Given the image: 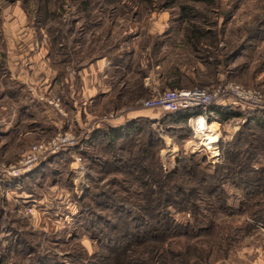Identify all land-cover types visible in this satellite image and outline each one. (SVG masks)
<instances>
[{
  "label": "rangeland",
  "instance_id": "1",
  "mask_svg": "<svg viewBox=\"0 0 264 264\" xmlns=\"http://www.w3.org/2000/svg\"><path fill=\"white\" fill-rule=\"evenodd\" d=\"M81 1L0 0V264H13L15 247L27 252L16 257L27 264H69L74 250L89 256L104 253L91 235L111 229L106 223L90 226L94 218L88 215L93 206L88 198L95 186L120 192L108 181L119 176L98 166L99 160L106 164L111 155L90 140L97 129L132 121L141 130L119 141L116 152L150 133L153 147L147 161L159 162L165 174L175 172L183 158L210 168L226 163L228 145L237 137L259 146L251 160L255 174L221 175L225 184L220 187L233 216L216 221L225 222L233 234L231 247L216 264H264V220L250 217L253 196L245 182L252 176L264 179L260 147L264 132L253 127L250 115L264 112V0H215L213 7L203 0L182 2L196 9L197 19L183 17L171 0H89L87 10ZM82 10L91 16L88 23L79 13ZM191 23L202 30L201 45L188 38ZM58 42L68 44L65 52ZM74 46L81 57L85 55V63L68 62ZM87 46L90 50L85 53ZM115 49L122 50L123 64V58L116 60L122 64L119 78L124 85L113 87L122 93L94 103L98 106L91 108L90 121L82 87L96 84L82 78L87 55L91 51L97 57ZM173 83L179 87L172 88ZM26 84L31 91L25 90ZM191 88L215 95L208 107L237 112L229 120L205 118L201 124L196 117L186 124L170 121L162 109L144 107L145 101L167 90ZM213 123L218 130L216 124L211 127ZM21 132L29 133L21 138ZM65 135L75 137L76 143L47 152L20 176L8 174L7 168L19 166L33 145ZM258 185L263 195L264 180ZM97 200L109 202L104 197ZM97 212L108 221L115 211ZM172 216L181 224L192 219L190 212L172 210ZM25 230L31 232L27 238H32L33 249L15 242ZM33 252L45 256L29 258Z\"/></svg>",
  "mask_w": 264,
  "mask_h": 264
},
{
  "label": "trees",
  "instance_id": "2",
  "mask_svg": "<svg viewBox=\"0 0 264 264\" xmlns=\"http://www.w3.org/2000/svg\"><path fill=\"white\" fill-rule=\"evenodd\" d=\"M187 1L190 0H171V5L179 7L183 17L197 19L196 9L189 4H182ZM214 1L203 0L211 7H213ZM81 3L82 8L87 10L89 0H82ZM79 13L88 23L91 16L83 10ZM95 17L92 18L94 20L91 22L92 25L96 23ZM100 19L102 20V17ZM201 32L202 30L194 23L188 26V38L192 44L201 45ZM61 35L60 42L65 37V33ZM58 47L62 48L60 51L65 52L68 44L59 43ZM70 50L72 52L70 56L72 55L73 58L69 56L68 62L79 59L85 62L86 57L85 55L81 57L78 54V48L74 46ZM83 50L88 53L90 48L89 46L85 49L83 47ZM93 56L91 51L87 55L88 58L91 57V60ZM65 61L62 58L61 62ZM122 61L124 62V59ZM171 86L172 88L179 87L177 83H173ZM235 112L237 111L234 109L219 106H210L207 109L199 107L169 113L168 119L175 123L186 124L201 115L206 116L207 119L229 120ZM250 115L253 119V127L264 132V112H254ZM138 125L137 122L132 121L125 126H109L97 129L92 136L91 145L102 146L109 150V155H111L109 161L105 164L99 160L98 166H105L106 170H110L109 173L112 171L119 176L116 177L119 181H108L109 185L119 187L120 192L114 194V190L110 188L109 191H106L102 187H94L88 198L93 205L92 209L88 210V215H92L94 218L90 226L95 227L98 224L102 226L106 223V226L111 229V232H100L102 237L91 235L105 249L104 253L89 256L74 250L68 263L216 264L218 256H225L231 247L233 234L226 230L225 222L216 221V218L220 216H233L227 206L225 192L220 187L225 184V179L221 178V175L223 172H226L228 176L255 174L256 171L251 165V160L256 156L259 146L254 145L253 140L249 139L245 142L237 137L235 142L228 145L229 152L226 153V163L210 168L183 158L175 172L165 174L162 173L159 162L155 164L154 161H147L153 147L150 133L142 140L132 141L129 146L124 145L123 148H117L118 152H116V144L119 141L138 134L141 130ZM249 136L251 138V135ZM188 137L192 138V131ZM260 147L263 150L264 144H261ZM263 180L259 176L245 179V182L248 183L247 190L250 192V196H253V202L250 203L252 210L249 215L256 220H264V194L262 195L258 185V182ZM136 184L138 188L131 190L133 188L131 186L134 185L136 188ZM112 194L116 196L117 203L113 201ZM101 197L107 198L109 202H99L97 199ZM125 205H130V209ZM102 208H112L115 211L110 215V220L106 221V217L97 212ZM172 210L179 213L190 212L191 221L188 224L178 223L172 216ZM116 212L120 215L125 214V218L114 216ZM27 230L24 231L22 239H19L22 235L18 234L15 242L23 241L28 249H33L34 246L29 244L32 238H27L32 235L31 232L25 234ZM107 245L110 246L107 247ZM15 248L11 250L12 253H17L14 255L13 264H27L22 262L23 258L16 259L19 254L24 256L27 252L20 249L15 250ZM42 255L44 254L33 252L30 253L29 258Z\"/></svg>",
  "mask_w": 264,
  "mask_h": 264
},
{
  "label": "built area",
  "instance_id": "3",
  "mask_svg": "<svg viewBox=\"0 0 264 264\" xmlns=\"http://www.w3.org/2000/svg\"><path fill=\"white\" fill-rule=\"evenodd\" d=\"M246 97L245 94H242ZM249 98V97H248ZM215 95L201 88L191 89H172L153 96L144 102V107L150 109H162L167 113H175L181 110H188L203 107L206 108L214 101ZM54 103V102H53ZM201 124L207 118L204 115L197 117ZM76 143L75 137L69 135L59 136L49 142H42L32 146L19 166L9 167L8 174L12 176H20L23 171H26L29 166L37 163L41 157L49 151L59 148L61 145H74ZM22 165V166H20Z\"/></svg>",
  "mask_w": 264,
  "mask_h": 264
},
{
  "label": "crops",
  "instance_id": "4",
  "mask_svg": "<svg viewBox=\"0 0 264 264\" xmlns=\"http://www.w3.org/2000/svg\"><path fill=\"white\" fill-rule=\"evenodd\" d=\"M121 52H122V50L115 49L113 52H110L107 54L104 53V54H101L97 57L93 56L92 60H91V57H89L90 62L88 61L86 63V65L83 67L85 73L82 74V78L88 79L87 82L90 81L91 83L96 84L93 86L88 85L85 88L82 87V89H84V91H83V98H84L83 104L85 106L84 111L89 110V112L87 111L86 117H88V120H90V121H91L92 116L94 114L92 110L98 106L96 104L94 105V103H96L97 101H101V103H102L105 100L114 99V98L118 97L119 94L122 93L121 91L119 92L118 90H116L113 87L114 83H117L120 86L122 85V87L124 85V82L121 83L120 82L121 78H119V76L121 75V69H122L123 63L121 64L118 62V60H116L119 57L123 58V56H120V55H122ZM121 62H123V61H121ZM11 71H13L12 68H11ZM88 77L91 78V80ZM84 83H85V81H84ZM147 85H149V84H147ZM27 89L29 91H31V89H29L27 84H26L25 90L28 91ZM76 93H77V91H76ZM10 103H11V99H10ZM23 105L25 106L27 104H23ZM9 108L13 109L10 106H9ZM91 108H92V110H91ZM10 115L12 116V114H10ZM7 118H9V120H10L11 117H7ZM75 121L77 122V120H75ZM77 123L79 124V122H77ZM28 133L29 132H25V133L21 132V138L24 137L25 135H27Z\"/></svg>",
  "mask_w": 264,
  "mask_h": 264
},
{
  "label": "bare ground",
  "instance_id": "5",
  "mask_svg": "<svg viewBox=\"0 0 264 264\" xmlns=\"http://www.w3.org/2000/svg\"><path fill=\"white\" fill-rule=\"evenodd\" d=\"M213 125H215V124H212L211 127H212ZM216 125H217L216 127H217V130H218L219 125H218V124H216ZM211 127H209V128H211ZM209 128H208V129H209ZM203 129H204V128H203ZM205 129H206V127H205Z\"/></svg>",
  "mask_w": 264,
  "mask_h": 264
}]
</instances>
